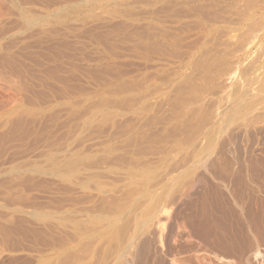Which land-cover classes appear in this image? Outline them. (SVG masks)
<instances>
[{
    "label": "rangeland",
    "instance_id": "rangeland-1",
    "mask_svg": "<svg viewBox=\"0 0 264 264\" xmlns=\"http://www.w3.org/2000/svg\"><path fill=\"white\" fill-rule=\"evenodd\" d=\"M252 160L264 0H0V264H183L165 226L264 198Z\"/></svg>",
    "mask_w": 264,
    "mask_h": 264
},
{
    "label": "bare ground",
    "instance_id": "bare-ground-1",
    "mask_svg": "<svg viewBox=\"0 0 264 264\" xmlns=\"http://www.w3.org/2000/svg\"><path fill=\"white\" fill-rule=\"evenodd\" d=\"M111 5V4H110ZM114 13V12H113ZM202 49V48H201ZM198 52V51H197ZM206 53V52H205ZM204 55V54H203ZM202 56V55H201ZM208 56V55H207ZM205 58V57H204ZM216 58V57H215ZM219 59V58H216ZM201 60V58H200ZM212 60V59H211ZM220 60V59H219ZM204 62V60H202ZM210 62V61H209ZM183 66V65H182ZM212 66V65H211ZM184 67V66H183ZM214 67V66H213ZM205 69V68H204ZM207 70V69H206ZM205 70V71H206ZM213 70V69H212ZM215 70V69H214ZM195 71V70H194ZM199 71V70H197ZM195 73V72H194ZM199 73V72H198ZM202 73V72H201ZM213 73V72H210ZM195 75V74H193ZM199 75V74H198ZM209 75V74H208ZM211 76V74H210ZM209 76V77H210ZM193 77V76H192ZM245 91V90H244ZM243 92V90H242ZM252 94V93H251ZM239 97V96H238ZM260 106V105H259ZM263 106V105H262ZM238 107V106H237ZM247 107V106H246ZM236 109V108H235ZM245 109V108H244ZM262 109V108H261ZM231 110V109H230ZM260 114V113H258ZM261 116V115H260ZM257 116L254 117L253 120L256 119ZM249 120V118H248ZM252 122V121H251ZM254 122V121H253ZM253 125V124H252ZM250 127V126H249ZM251 129V128H250ZM249 132V131H248ZM200 134V133H199ZM197 135V134H196ZM195 135V137H196ZM249 136V135H248ZM231 138V137H230ZM226 140V139H225ZM230 141V140H229ZM234 141V140H233ZM226 142V141H225ZM232 142V141H231ZM255 142V141H254ZM246 143V142H245ZM239 145V144H238ZM237 145V146H238ZM250 145V144H249ZM251 146V145H250ZM261 147V146H260ZM263 147V145H262ZM84 148V147H83ZM87 148V147H86ZM85 148V149H86ZM104 148V146H103ZM216 148V147H215ZM259 148V147H258ZM222 149V148H221ZM257 149V148H256ZM89 150V149H88ZM95 150V149H94ZM100 150V149H99ZM255 150V149H254ZM79 151V150H78ZM139 151V150H138ZM241 151V150H240ZM80 152V151H79ZM97 152V151H96ZM95 152V153H96ZM103 152V151H102ZM105 152V151H104ZM108 152V151H107ZM136 152V151H135ZM193 152V151H192ZM218 152V151H217ZM224 152V151H223ZM231 152V151H230ZM242 152V151H241ZM211 153V152H209ZM248 153V152H247ZM263 153V152H262ZM77 155V153H76ZM80 155V153H79ZM120 155V154H119ZM122 155V154H121ZM136 155V154H135ZM226 155V154H225ZM231 155V154H230ZM241 155V154H240ZM239 155V156H240ZM118 156V155H117ZM222 156V155H221ZM224 156V155H223ZM70 157V156H69ZM133 157V156H132ZM227 157V156H226ZM236 157V156H235ZM249 157V156H248ZM108 158V157H107ZM218 158V156H217ZM221 158V157H220ZM78 159V158H77ZM80 159V158H79ZM132 160V158H130ZM226 159V158H225ZM224 159V160H225ZM230 159V158H229ZM237 159V158H236ZM248 159V158H247ZM74 161L73 159H71ZM76 160V159H75ZM107 160V159H106ZM117 160V159H116ZM120 160V159H119ZM117 160V161H119ZM219 160V159H218ZM221 160V159H220ZM258 160V159H256ZM83 161V160H82ZM138 161V159H137ZM197 161V160H196ZM248 161V160H247ZM253 161V160H252ZM75 162V161H74ZM89 162V161H87ZM94 161H92L93 163ZM245 162V161H244ZM263 162V161H262ZM72 163V162H71ZM81 163V162H80ZM84 163V162H83ZM109 163V161H108ZM198 163V162H197ZM222 163V162H219ZM242 163V162H241ZM240 163V164H241ZM249 163V162H248ZM85 164V163H84ZM96 164V163H95ZM216 164V163H215ZM228 164V162H227ZM262 165L256 161H253L252 164H249V168H252L253 175H257L256 177H264V169L263 174L259 173L258 165ZM72 165V164H71ZM74 165V164H73ZM94 165V164H93ZM116 165V164H115ZM126 165V164H125ZM132 165V164H131ZM156 165V164H155ZM77 166V165H76ZM86 166V165H85ZM96 166V165H95ZM118 166V163H117ZM120 166V165H119ZM134 166V165H133ZM132 166V168H133ZM159 166V165H158ZM229 167L232 165H228ZM240 166V165H239ZM116 167V166H115ZM151 167V166H150ZM149 167V168H150ZM247 167V166H246ZM259 167V168H257ZM264 167V166H263ZM90 168H92L90 166ZM152 168V167H151ZM154 168V167H153ZM156 168V167H155ZM210 168V167H209ZM224 168V167H223ZM231 168V167H230ZM241 168V167H240ZM54 169V168H53ZM60 169V167H58ZM131 169V168H130ZM205 169V168H204ZM207 169V168H206ZM224 169H227L226 167ZM223 169V170H224ZM232 169V168H231ZM244 169V168H242ZM261 169V170H262ZM62 170V169H61ZM89 170V169H88ZM107 170V169H106ZM105 170V171H106ZM111 170V169H110ZM151 169H149L150 171ZM153 170V169H152ZM54 171V170H53ZM57 171V170H56ZM114 171V170H112ZM145 171V170H144ZM228 171V170H224ZM223 171V172H224ZM230 171V170H229ZM67 172V171H66ZM74 172V171H73ZM110 172V171H109ZM117 172V171H116ZM219 172V171H218ZM65 173V172H63ZM80 173V172H79ZM95 173V172H94ZM107 173V172H106ZM115 173V172H114ZM153 173V172H152ZM230 173V172H229ZM70 174V173H69ZM134 174V173H132ZM137 174V173H136ZM144 174V173H143ZM235 174V173H234ZM237 174V173H236ZM240 174V173H239ZM86 175V174H85ZM84 175V176H85ZM108 175V174H107ZM106 175V177H107ZM131 175V173L129 174ZM152 175V174H151ZM244 175V173H243ZM97 176V175H96ZM100 176V174H99ZM109 176V175H108ZM128 176V175H127ZM126 176V177H127ZM133 176V175H132ZM136 176V175H135ZM223 176V175H222ZM221 176V177H222ZM228 176V174H227ZM226 176V178H227ZM230 176V175H229ZM87 177V176H86ZM85 177V178H86ZM92 177V175H91ZM105 177V178H106ZM113 177V176H112ZM145 177V176H144ZM143 177V178H144ZM218 177V176H217ZM224 177V176H223ZM240 177V176H239ZM244 177V176H243ZM95 178V177H94ZM97 178V177H96ZM100 178V177H99ZM109 178V177H107ZM117 179V177H115ZM140 178V177H139ZM220 178V177H219ZM234 178V177H233ZM236 178V176H235ZM80 179V178H79ZM84 179V178H83ZM221 179V178H220ZM257 179V178H256ZM81 180V179H80ZM87 180V179H86ZM226 179L224 178V181ZM238 180V178H237ZM242 180V179H241ZM200 180H198L199 182ZM251 181V180H250ZM258 181V180H257ZM117 182V181H116ZM128 182V181H126ZM196 182V183H198ZM240 182V181H239ZM202 183V181H201ZM200 183V184H201ZM226 183V182H225ZM258 183V182H257ZM100 184V183H99ZM102 184V183H101ZM105 184V183H104ZM199 184V183H198ZM110 185V184H109ZM238 185V184H237ZM240 185V184H239ZM114 186V185H111ZM133 186V185H132ZM162 186V185H161ZM196 186V185H195ZM201 186V185H200ZM231 186V185H230ZM245 187V186H244ZM248 187V185H247ZM227 188V187H226ZM111 189V188H110ZM114 189V188H113ZM134 189V188H133ZM149 189V188H148ZM160 189V188H159ZM194 189V188H193ZM211 189V187H210ZM235 189V188H234ZM232 189V190H234ZM238 189V188H237ZM240 189V188H239ZM262 189V188H261ZM139 190V189H138ZM150 190V189H149ZM231 190V189H230ZM251 190V189H250ZM254 190V189H253ZM101 191V190H100ZM245 191V190H244ZM257 191V190H256ZM104 192V191H103ZM128 192V190L126 191ZM131 192V190H130ZM216 190L213 192H206L202 189L197 188L196 190L188 193V196L192 197L194 200L199 202L201 208L192 212V214L186 218H183L186 222L185 229L175 230L176 222H181L180 219L177 221V216L174 215L175 221H170L167 228V231L164 232L162 236V241L164 239L165 248L163 252H165L166 256L174 255H182L187 254L184 257V261L186 264H264V198H254L252 201H249L246 204H243L242 209L237 212L235 208L224 205L216 199ZM106 193V192H105ZM175 193V192H174ZM223 193V192H222ZM235 193V192H234ZM124 194V193H123ZM127 194V193H126ZM148 194V193H147ZM150 194V193H149ZM220 194V192H219ZM225 194V193H223ZM259 194V193H258ZM105 195V194H104ZM125 195V194H124ZM134 195V194H133ZM115 196V195H114ZM118 196V195H117ZM126 196V195H125ZM140 196V195H139ZM253 196V195H252ZM257 196V195H256ZM107 197H110L109 195ZM119 197V196H118ZM117 197V198H118ZM146 197V196H145ZM176 197V196H175ZM183 197V196H182ZM244 197V196H243ZM254 197V196H253ZM113 198V197H112ZM150 198V197H149ZM227 198V197H226ZM237 198V197H236ZM251 198V197H250ZM104 199V198H103ZM110 199V198H109ZM116 199V198H115ZM124 199V198H122ZM121 199V200H122ZM148 199V198H147ZM112 200V199H111ZM250 200V199H249ZM105 201V200H104ZM109 201V200H107ZM161 201V200H160ZM171 201V199H170ZM236 201V200H235ZM248 201V200H247ZM103 202V200H102ZM112 202V201H110ZM114 202V201H113ZM141 202V200H140ZM139 202V203H140ZM155 202V201H154ZM192 201H184L180 202L181 204L178 208H182L184 206L193 205ZM100 203V202H98ZM108 203V202H107ZM119 203V202H118ZM175 203V202H174ZM173 203V205H174ZM228 203V202H227ZM114 204V203H112ZM116 204V203H115ZM230 204V203H229ZM95 205V204H94ZM98 205V204H97ZM117 205V204H116ZM125 205V204H124ZM143 205V204H142ZM172 205V206H173ZM96 206V205H95ZM122 206V205H120ZM126 206V205H125ZM137 206V205H136ZM166 206V205H165ZM167 207V206H166ZM100 208V207H99ZM98 208V209H99ZM110 208V207H109ZM168 208V207H167ZM189 208V207H188ZM191 208V207H190ZM85 209V208H84ZM112 209V208H111ZM110 209V210H111ZM116 209V208H115ZM126 209V208H125ZM124 209V210H125ZM91 210V209H90ZM96 210V209H95ZM93 210V211H95ZM105 210V209H104ZM102 210V211H104ZM178 210V209H177ZM239 210V208H238ZM107 211V210H105ZM129 211V210H128ZM183 211V210H182ZM98 212V211H97ZM101 212V211H100ZM108 212V211H107ZM111 212V211H110ZM134 212V211H133ZM151 212V211H149ZM99 213V212H98ZM240 213L238 216L237 214ZM92 214V213H91ZM110 214V213H109ZM112 214V212H111ZM174 214V213H173ZM138 215V214H137ZM165 215V214H164ZM82 216V215H81ZM235 217V218H234ZM92 218V217H91ZM124 218V217H123ZM133 218V217H132ZM153 218V217H152ZM142 219V218H141ZM81 220V219H80ZM120 220V218H119ZM126 220V219H125ZM128 220V219H127ZM94 221V220H93ZM103 221V220H102ZM167 221V217L165 222ZM169 221V219H168ZM167 223V222H166ZM183 223V222H181ZM110 224V222H109ZM126 224V223H125ZM104 225V224H103ZM118 225V224H117ZM86 226V225H84ZM145 226V225H144ZM116 227V226H115ZM122 228V227H120ZM178 228V227H177ZM97 229V228H96ZM108 229V228H107ZM111 229V228H110ZM95 229L93 228V231ZM109 230V229H108ZM126 230V229H125ZM112 231V230H111ZM179 231V232H178ZM136 232V231H135ZM112 233V232H111ZM120 233V232H119ZM118 233V234H119ZM123 233V232H122ZM156 233V232H154ZM153 233V235H154ZM104 234V233H102ZM115 234V233H114ZM139 234V233H138ZM105 235V234H104ZM112 235V234H111ZM124 235V233L122 234ZM137 235V233H136ZM135 235V236H136ZM140 235V234H139ZM152 235V234H151ZM102 236V235H101ZM120 236V235H119ZM123 237V236H122ZM137 237V236H136ZM135 237V239H136ZM153 239V238H152ZM155 239V238H154ZM176 239V240H175ZM122 240V239H121ZM137 240V239H136ZM136 240H133L135 243ZM100 241V239H99ZM139 241V240H138ZM143 241V240H142ZM101 242V241H100ZM122 242V241H121ZM144 242V241H143ZM156 242V241H155ZM104 244V242H103ZM114 244V243H113ZM121 244V243H120ZM123 244V243H122ZM137 244V243H136ZM117 245V244H116ZM141 245V244H140ZM146 245V244H144ZM148 246V245H147ZM130 247V246H129ZM146 247V246H145ZM112 248V247H111ZM126 250V249H125ZM205 250V252H210L212 255L204 256L199 258V260L195 259V255L192 252ZM110 251V250H109ZM142 251V250H141ZM158 251V250H157ZM143 252V251H142ZM145 252V251H144ZM126 253V252H124ZM131 253V252H130ZM141 253V252H140ZM164 254V255H165ZM120 255V254H119ZM123 255V254H122ZM139 255V254H138ZM143 255V254H142ZM141 255V256H142ZM161 255V254H160ZM136 256V255H135ZM144 256V255H143ZM146 256V255H145ZM131 257V256H130ZM177 257V256H176ZM198 257V256H197ZM200 257V256H199ZM107 258V257H105ZM128 258V257H126ZM178 258V257H177ZM108 259V258H107ZM136 259V258H135ZM168 259V258H167ZM166 258H160L158 264H169ZM181 259V258H180ZM128 260V259H127ZM130 260V259H129ZM159 260V258H158ZM179 260V259H178ZM112 261V260H111ZM145 262V261H144ZM179 262H182L181 260ZM134 263V262H133ZM141 264H148L140 262ZM176 263V261L174 262ZM183 263V262H182ZM183 263V264H185ZM102 264V263H101ZM109 264V263H108ZM114 264V263H113ZM172 264V263H171ZM179 264V263H178Z\"/></svg>",
    "mask_w": 264,
    "mask_h": 264
}]
</instances>
